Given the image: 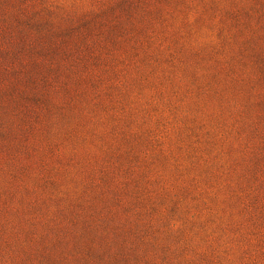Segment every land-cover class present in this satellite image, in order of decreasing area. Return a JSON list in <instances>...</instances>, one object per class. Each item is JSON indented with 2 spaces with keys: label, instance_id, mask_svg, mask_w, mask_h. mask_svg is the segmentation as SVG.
<instances>
[{
  "label": "rangeland",
  "instance_id": "rangeland-1",
  "mask_svg": "<svg viewBox=\"0 0 264 264\" xmlns=\"http://www.w3.org/2000/svg\"><path fill=\"white\" fill-rule=\"evenodd\" d=\"M0 264H264V0H0Z\"/></svg>",
  "mask_w": 264,
  "mask_h": 264
}]
</instances>
